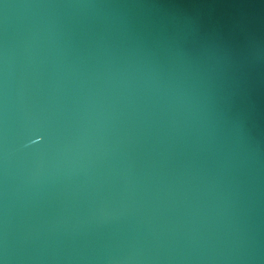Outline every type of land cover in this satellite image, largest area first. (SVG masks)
<instances>
[{"label": "water", "instance_id": "obj_1", "mask_svg": "<svg viewBox=\"0 0 264 264\" xmlns=\"http://www.w3.org/2000/svg\"><path fill=\"white\" fill-rule=\"evenodd\" d=\"M0 264H264V0H0Z\"/></svg>", "mask_w": 264, "mask_h": 264}]
</instances>
